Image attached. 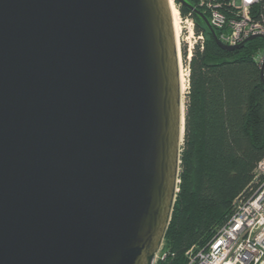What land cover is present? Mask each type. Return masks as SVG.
<instances>
[{
  "label": "water",
  "instance_id": "water-1",
  "mask_svg": "<svg viewBox=\"0 0 264 264\" xmlns=\"http://www.w3.org/2000/svg\"><path fill=\"white\" fill-rule=\"evenodd\" d=\"M181 124L167 0H0V264H156Z\"/></svg>",
  "mask_w": 264,
  "mask_h": 264
},
{
  "label": "trees",
  "instance_id": "trees-1",
  "mask_svg": "<svg viewBox=\"0 0 264 264\" xmlns=\"http://www.w3.org/2000/svg\"><path fill=\"white\" fill-rule=\"evenodd\" d=\"M197 7L196 0H188ZM178 2V1H177ZM183 18L203 36L187 61L185 137L180 183L166 235L167 254L157 264H187V253L204 248L246 194L264 159V85L255 62L264 41L228 52L213 40L204 24L185 7Z\"/></svg>",
  "mask_w": 264,
  "mask_h": 264
},
{
  "label": "built area",
  "instance_id": "built-area-1",
  "mask_svg": "<svg viewBox=\"0 0 264 264\" xmlns=\"http://www.w3.org/2000/svg\"><path fill=\"white\" fill-rule=\"evenodd\" d=\"M222 44L237 47L264 41V0H196ZM199 39L204 41L203 36ZM255 62L262 67L264 50ZM164 259V258H163ZM157 262V261H156ZM187 264H264V159L245 195L234 203L228 222L204 248L187 253Z\"/></svg>",
  "mask_w": 264,
  "mask_h": 264
},
{
  "label": "rangeland",
  "instance_id": "rangeland-1",
  "mask_svg": "<svg viewBox=\"0 0 264 264\" xmlns=\"http://www.w3.org/2000/svg\"><path fill=\"white\" fill-rule=\"evenodd\" d=\"M174 3H175V6L177 7V9L179 10V6H181V5L177 2V0H174ZM179 13H180V11H179ZM180 23H181L180 47H181V53H182L181 54L182 55L181 56L182 57V63H183V68L189 72V68H188V66H186L185 60H184V49L186 48V50H187V55H188L187 61L189 62L190 52H192V55H193V50H194L195 46L198 43H203L204 41L199 39V37L196 35L195 23L193 22V20L191 18L185 19L182 17V15L180 13ZM185 105H186V102H185ZM166 235H167V233H166ZM166 245H167V243H166V236H165L163 244H162L160 250L158 251V253L156 254V261H157L156 264L166 256L167 251H168Z\"/></svg>",
  "mask_w": 264,
  "mask_h": 264
},
{
  "label": "bare ground",
  "instance_id": "bare-ground-1",
  "mask_svg": "<svg viewBox=\"0 0 264 264\" xmlns=\"http://www.w3.org/2000/svg\"><path fill=\"white\" fill-rule=\"evenodd\" d=\"M171 17L173 23V29L175 34V41L177 46V57L179 61V83H180V93H181V116H182V124H181V134L184 135V117L186 110V96L189 88V75L190 73L183 68L182 63V53L180 47V33H181V23H180V13L177 7L175 6L174 0H167ZM192 57V52H190L189 58Z\"/></svg>",
  "mask_w": 264,
  "mask_h": 264
}]
</instances>
